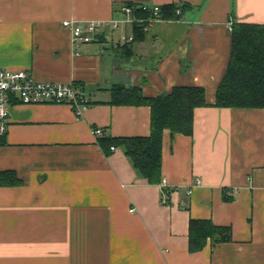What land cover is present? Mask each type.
I'll return each mask as SVG.
<instances>
[{
  "label": "crops",
  "instance_id": "obj_1",
  "mask_svg": "<svg viewBox=\"0 0 264 264\" xmlns=\"http://www.w3.org/2000/svg\"><path fill=\"white\" fill-rule=\"evenodd\" d=\"M127 3H176L180 17L126 49L130 25L75 52L65 20H109ZM230 19L264 24V0H0V68L81 83L91 100L81 117L68 104L13 108L0 140V264H264V108L198 107L193 134L165 130L169 204L123 147L100 143L151 130L149 106L112 103L115 84L145 95L198 85L214 103ZM192 218L231 226L232 239L192 252Z\"/></svg>",
  "mask_w": 264,
  "mask_h": 264
},
{
  "label": "trees",
  "instance_id": "obj_2",
  "mask_svg": "<svg viewBox=\"0 0 264 264\" xmlns=\"http://www.w3.org/2000/svg\"><path fill=\"white\" fill-rule=\"evenodd\" d=\"M183 5V11L191 8ZM162 19L180 17L176 3L160 5ZM151 10L138 8L136 16L149 18ZM134 39H143L144 25L133 26ZM120 46V45H119ZM127 48L126 42L122 45ZM112 103L147 105L151 109V130L148 135L107 136L100 140L105 151L112 153V146L123 147L141 175L153 184L163 180V138L165 130L176 134L191 135L194 132L195 109L209 105L223 108H264V24L233 21L231 28V55L216 91L215 102L207 99L203 86L176 85L169 92L145 95L139 86L127 87L115 84L112 88ZM1 183H6L1 175ZM15 182V181H13ZM166 204L170 203L169 187ZM225 199H230L225 195ZM213 243L230 241L232 227L219 225L211 219L192 218L190 221L189 248L192 252L203 249L208 240Z\"/></svg>",
  "mask_w": 264,
  "mask_h": 264
},
{
  "label": "built area",
  "instance_id": "obj_3",
  "mask_svg": "<svg viewBox=\"0 0 264 264\" xmlns=\"http://www.w3.org/2000/svg\"><path fill=\"white\" fill-rule=\"evenodd\" d=\"M138 8L151 10L153 15L149 18L136 16ZM160 5L150 6L148 4L127 3L121 7V16L109 20H88L81 22L75 19L65 20L64 26L71 30V42L75 52L87 43L94 41L100 32L106 29L125 28L126 25L134 26L136 23L144 25V30L159 22ZM181 11L178 9L177 13ZM233 20L229 21V28H232ZM134 36L124 38L123 42H130ZM68 104L76 116L81 117L91 106V100L87 88L78 82H53L40 81L33 77L28 70H10L0 68V140L4 137L10 127L13 108L17 104ZM97 136H103L102 128L93 130ZM115 151L116 147H111ZM163 192V203L166 204L167 194L164 192L169 187L167 179L161 182ZM192 190L189 191L191 193Z\"/></svg>",
  "mask_w": 264,
  "mask_h": 264
},
{
  "label": "rangeland",
  "instance_id": "obj_4",
  "mask_svg": "<svg viewBox=\"0 0 264 264\" xmlns=\"http://www.w3.org/2000/svg\"><path fill=\"white\" fill-rule=\"evenodd\" d=\"M121 30V28H119V29H115V31H117V32H119Z\"/></svg>",
  "mask_w": 264,
  "mask_h": 264
}]
</instances>
